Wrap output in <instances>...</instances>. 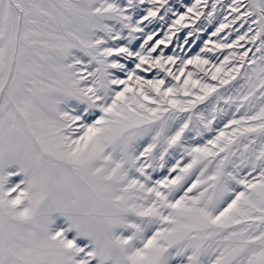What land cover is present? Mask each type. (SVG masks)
Listing matches in <instances>:
<instances>
[{
    "label": "snow or ice",
    "instance_id": "snow-or-ice-1",
    "mask_svg": "<svg viewBox=\"0 0 264 264\" xmlns=\"http://www.w3.org/2000/svg\"><path fill=\"white\" fill-rule=\"evenodd\" d=\"M0 264H264V0H0Z\"/></svg>",
    "mask_w": 264,
    "mask_h": 264
}]
</instances>
